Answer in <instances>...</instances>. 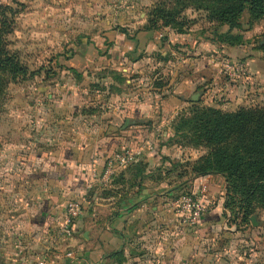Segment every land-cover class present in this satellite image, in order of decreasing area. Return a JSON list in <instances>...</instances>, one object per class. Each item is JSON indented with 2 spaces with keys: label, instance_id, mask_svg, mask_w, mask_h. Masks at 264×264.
<instances>
[{
  "label": "crops",
  "instance_id": "0c3cea01",
  "mask_svg": "<svg viewBox=\"0 0 264 264\" xmlns=\"http://www.w3.org/2000/svg\"><path fill=\"white\" fill-rule=\"evenodd\" d=\"M60 9L63 60L37 98L36 131L20 143L15 134L0 153V264H229L218 252L232 235L222 231L226 178L179 175L174 165L188 152L171 131L192 104L224 109V97L241 93L212 62L217 46L193 28L146 29L148 0H69ZM137 146L143 155L101 187L106 159ZM182 181L207 206L196 225L174 209ZM73 199L84 204L73 235L45 257Z\"/></svg>",
  "mask_w": 264,
  "mask_h": 264
},
{
  "label": "rangeland",
  "instance_id": "374dc122",
  "mask_svg": "<svg viewBox=\"0 0 264 264\" xmlns=\"http://www.w3.org/2000/svg\"><path fill=\"white\" fill-rule=\"evenodd\" d=\"M67 1L69 0H0V27L6 17L12 18L14 22L12 33L7 35V48L16 53L29 70L27 76L15 80L8 78L1 94L0 153L8 152L6 148H9V141L15 134H20L22 139L15 140L20 143L25 141V134L36 131L38 116H42L37 108V98L46 94L48 87L56 82L59 73L56 68L63 60L57 54L60 49L56 27L66 21L65 11L60 8ZM148 1L150 9L155 5L172 9L183 4L182 11L177 16V21L184 26L183 31L193 28L198 37L213 41L217 48L212 51L211 58L216 59L215 63L219 67V63L226 60L235 66L231 73L223 67L220 69L227 80L235 82L234 85L239 87L241 93L224 97V109L204 105L224 111L242 106L264 107V18H253L246 9L235 26L230 28L227 24L211 22L207 19V12L188 6L187 0ZM50 5H54L55 10ZM52 27L55 30L51 31ZM225 34L231 35L229 42L222 41L221 36ZM49 35L52 38L50 40ZM56 57H59V61L55 60ZM232 98H235L233 105ZM173 125L174 123L171 131L175 134ZM172 140V143L187 147L188 152V159H179L177 165H174L179 170L178 174L190 178L195 176L193 163L208 155L212 146L203 140L197 144L189 138L175 135ZM24 145L23 143L22 148H25ZM175 189L180 190L178 193L188 190L185 181L177 184ZM251 209V213L245 216L243 205L236 201L232 211L229 210L230 217L222 231H228L232 235L227 237V241L221 240V249L218 251L229 264H264V208L254 204Z\"/></svg>",
  "mask_w": 264,
  "mask_h": 264
},
{
  "label": "trees",
  "instance_id": "16d2710c",
  "mask_svg": "<svg viewBox=\"0 0 264 264\" xmlns=\"http://www.w3.org/2000/svg\"><path fill=\"white\" fill-rule=\"evenodd\" d=\"M187 5L207 12L211 22L230 28L246 9L253 18H264V0H187ZM183 6L168 9L155 5L148 13L146 29L162 25L183 32V24L177 21ZM13 25L12 18L6 17L0 27V97L8 78L15 80L29 75L18 55L7 48V35L12 33ZM230 37V34L221 36L227 42ZM173 129L176 137L189 138L197 144L203 140L212 146L208 155L191 165L195 176L213 173L225 176L227 209L232 211L236 201L243 205L245 216L251 213L254 204L264 208V107L242 106L224 111L194 103L179 115Z\"/></svg>",
  "mask_w": 264,
  "mask_h": 264
},
{
  "label": "built area",
  "instance_id": "2783aa9c",
  "mask_svg": "<svg viewBox=\"0 0 264 264\" xmlns=\"http://www.w3.org/2000/svg\"><path fill=\"white\" fill-rule=\"evenodd\" d=\"M212 62L216 59L212 58ZM220 67L231 73L235 66L229 60L221 61ZM144 153V147H123L115 150L105 162L103 171L96 176L101 187L110 185L115 178L126 168L136 162ZM176 214L183 218V221L190 225H196L198 219L207 211V206L201 203L195 194L190 191H181L176 196L174 202ZM83 202L73 199L70 200L65 208L63 218L52 233L49 245L46 247L45 257H50L52 248L65 238L73 235V226L76 220L83 214ZM18 264H29L26 260L19 261Z\"/></svg>",
  "mask_w": 264,
  "mask_h": 264
}]
</instances>
